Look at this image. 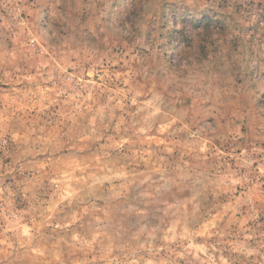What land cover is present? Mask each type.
<instances>
[{"label": "rangeland", "instance_id": "rangeland-1", "mask_svg": "<svg viewBox=\"0 0 264 264\" xmlns=\"http://www.w3.org/2000/svg\"><path fill=\"white\" fill-rule=\"evenodd\" d=\"M0 264H264V0H0Z\"/></svg>", "mask_w": 264, "mask_h": 264}]
</instances>
